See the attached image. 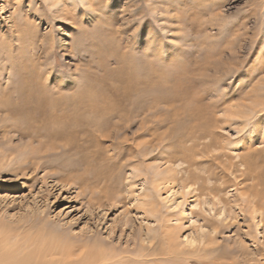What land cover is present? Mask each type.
<instances>
[{"label": "rangeland", "instance_id": "374dc122", "mask_svg": "<svg viewBox=\"0 0 264 264\" xmlns=\"http://www.w3.org/2000/svg\"><path fill=\"white\" fill-rule=\"evenodd\" d=\"M52 1L0 0V100L22 88L12 61L29 65L42 105L99 130L53 126L59 139L36 123L41 168L12 174L0 161V249L16 245L18 258L37 232L75 245L66 264L93 250L95 264H264V3ZM211 63L236 68L216 90Z\"/></svg>", "mask_w": 264, "mask_h": 264}, {"label": "bare ground", "instance_id": "6f19581e", "mask_svg": "<svg viewBox=\"0 0 264 264\" xmlns=\"http://www.w3.org/2000/svg\"><path fill=\"white\" fill-rule=\"evenodd\" d=\"M57 1L58 0H53L51 3H56ZM224 1L225 0H222L220 3L224 2ZM248 1H250V0H248ZM262 3H264V2L259 0V5ZM212 4L215 5L214 0H212ZM51 5L54 6L55 4H51ZM217 5H219V4H216V6ZM214 19H212V20H214ZM247 21L248 20L246 18H243V19H241V21L239 23L242 24L244 22L246 23ZM149 48H150V46H149ZM155 49H153V53H155L156 55L162 54V52H160L158 49H157V51ZM12 56H13V58H16L15 54H13ZM17 58H18V55H17ZM12 63L13 64L11 65V67L13 69H16V70L18 69L19 71H17V72H20V73H18L19 78L17 80V83H18V86H21L22 88L19 91L15 90V94L17 96L12 98L11 104H9L8 100L7 101L5 99L0 100V110L3 112L5 111L7 113L5 116H3L1 118L2 123L0 124V136L2 138L1 145H0V148H1L0 149V161L4 162V164L1 163L2 166L8 167V170L10 171V173L12 172V174H19V173H22L23 170H25L26 168H29V167L31 169H34V170L38 169L40 167L39 160L42 157L44 158L46 156L45 155L46 153L45 154L44 153H41V154L36 153L31 148V142L33 140H35L34 138H37L38 136L41 135V134H37L35 132L30 131V129H34L36 127V123H40L41 124L40 126H42V129L45 130L43 135L53 136V134H54L55 135L54 137L59 138V139L64 138L66 132L57 131V129L53 131V126H57V128H59V127L67 128L69 130V132L70 131H73V132L78 131L81 134L82 132H88V133L90 132V128L84 127V126H86V125L94 126L93 129L99 130V125H94L93 123L87 122V121H86V123L84 122L85 123L84 125H80V119L79 118H80V115L82 113H81V111H79L77 109H75V110L72 109V110L67 111L65 113H58L57 114V113H55L56 110L54 111L53 109H51L49 107H45L44 105H42V102L44 103L46 99H45L44 95H41V94L35 95L34 94L35 86H34V81H33L34 79L32 78L31 66H29V65L19 66L14 61H12ZM210 65L212 66L211 67L212 75H210L211 77H209L210 79L207 83L211 84V85L212 84L214 85L216 83V79H218L217 77H221L224 74H228V72L233 69V67L232 68L229 67L230 64L228 66L223 65L220 68H216L215 65H213V63H211ZM235 69H233L234 72L236 71ZM129 71H130V68H129ZM217 74H218V76H217ZM129 76H131V75H129ZM222 79H223V77H222ZM177 84L178 85L180 84V80H178ZM215 88L216 87L213 86L212 90H216ZM184 92L185 91H183V89H181L180 93L176 92V94L179 97V95L183 96ZM178 97H174V99H172V103L175 102L176 100H178L177 99ZM213 98H214L213 101H211V108H209V109H212V107H216L215 104H217L219 102L218 101L219 99H217L216 96H214ZM159 99L160 98H156V100H159ZM161 100H163V99L161 98ZM165 100L166 99H164L163 101H165ZM103 107H106V108H103V110L101 109L102 110L101 113L104 114V112H107L106 109H109V107H107V105L103 106ZM88 110H89V108H88ZM91 110H93V109H91ZM127 110H130V109H127ZM93 111H95V110H93ZM93 111L91 113H92V115H94V117H96L95 112H93ZM130 111L133 113H135V112L141 113L142 112L139 107L138 108L136 107L135 109L132 108ZM192 111H195L196 115L200 119H203L205 110H203L202 108H196V109H193ZM233 112H235V110ZM107 113L111 117L112 116H118L115 113H114L115 115H113L112 113H109V112H107ZM142 113L144 114V112H142ZM89 114H90V111H89ZM210 117L206 118L205 122L207 125L213 126V124H212L213 119H211ZM16 120H17V123H16ZM144 122H145V119H144V117L141 116L139 119V123L137 124L138 125V129H137L138 133L140 131H143L144 133H146V130H144L145 129ZM89 124H91V125H89ZM121 124H119L117 126L118 127L120 126V128H122V127L124 128V126H122ZM51 128H52V130H51ZM94 131L95 130H93V132ZM115 134L117 135V133H115ZM15 135L18 137V139H24V138L27 139L28 138V141L25 142L26 145H23V147L20 148V146H16L15 144H12V137H14ZM42 140H43V138H42ZM42 142H44V141H42ZM83 142H81V144H83ZM51 147L53 148V146H50L48 148H51ZM241 149H242L241 152H239L237 154V155H239V161L241 162V164L245 165V169L241 172V174H245V173L250 174V172L251 173L254 172V169H255V166L253 165V162H252V160H254L253 157L256 156V154L254 152L255 150L253 149V151H252V149H248V150L244 151V146L241 147ZM13 154L16 156L11 158L10 155H13ZM140 154L144 155L145 154L144 150H142L140 152ZM26 159H27V161H26ZM255 159H258V157H256ZM256 210H260V209L257 208ZM19 224H21V222L18 223L17 226H20ZM30 236H32V235H30ZM0 237H1L0 238L1 241L2 240L5 241L4 237H2V236H0ZM27 239L29 240V244L25 243L26 241L23 243L27 244L31 249L27 252H24L18 258H14L15 254L13 256V252L15 251L14 247H16V245H13L14 247L8 246L5 250L0 249V264H29L31 261H32V264H34V262H35V264H37L38 263L37 261H39V259L41 260L43 257L50 258L51 259L50 264H66V262L63 259L69 258L72 255L71 254L72 250L75 248V245L65 243L62 241H58L56 238H53V237L50 238L49 236H45V235H42V234L37 233V232L35 234H33L32 237L27 238ZM58 239H59V237H58ZM18 248H20V246ZM53 254H56V255L59 254L60 256L58 257V259H54V258H51V256ZM101 254L102 253L100 250H93L92 252L91 251L87 252V254H86L87 256H85V255L82 256L83 260L80 263L81 264H95L96 262L99 261ZM78 260H79V258H78ZM201 261H203V260H201ZM205 262H201V263H205ZM41 264H42V262H41ZM70 264H74V263H70Z\"/></svg>", "mask_w": 264, "mask_h": 264}]
</instances>
